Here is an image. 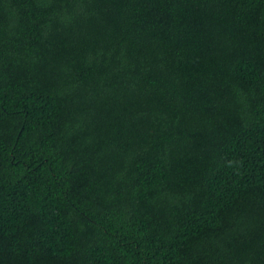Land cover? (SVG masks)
<instances>
[{"label": "trees", "instance_id": "1", "mask_svg": "<svg viewBox=\"0 0 264 264\" xmlns=\"http://www.w3.org/2000/svg\"><path fill=\"white\" fill-rule=\"evenodd\" d=\"M0 264H264V0H0Z\"/></svg>", "mask_w": 264, "mask_h": 264}]
</instances>
